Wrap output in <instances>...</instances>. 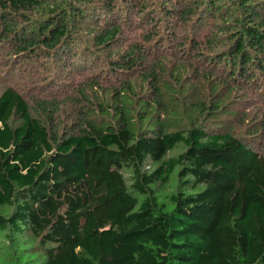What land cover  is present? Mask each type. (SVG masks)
<instances>
[{
  "label": "trees",
  "instance_id": "1",
  "mask_svg": "<svg viewBox=\"0 0 264 264\" xmlns=\"http://www.w3.org/2000/svg\"><path fill=\"white\" fill-rule=\"evenodd\" d=\"M117 1L0 0L6 58L104 65L71 111L0 92V232L40 251L7 264H264V117L231 108L264 97V0Z\"/></svg>",
  "mask_w": 264,
  "mask_h": 264
},
{
  "label": "rangeland",
  "instance_id": "2",
  "mask_svg": "<svg viewBox=\"0 0 264 264\" xmlns=\"http://www.w3.org/2000/svg\"><path fill=\"white\" fill-rule=\"evenodd\" d=\"M116 7L117 16L120 15V17H123V14L121 13L124 10L128 12L130 17L132 15H139L138 8L134 9L130 6H127L125 4V0H118ZM88 9L89 11H87V13L90 17L92 16L91 13L97 14L96 16H93L94 19H96L101 14V12H103L102 7ZM151 10H153L155 13H160L155 10V7H152ZM76 35L79 36V38L84 37V33H82V31H80L79 29L76 31ZM5 47L6 44L0 45V92L7 85H14L25 95L27 93L28 95L38 96L39 98H56L59 100V103L66 101L64 107L69 111H71V105L67 101H69V98L71 96H76V87L87 84L92 79L96 78L95 74L102 70V68H104V65L100 62H95L93 66L82 64L77 66L76 68L71 69H65V66L61 64L58 67V70H53L52 72H50V67H47L45 69L44 63L41 64V62L39 63L36 59H31L25 64H22L24 60L20 56H16L14 58H6L8 52H6ZM168 55L171 58L166 59V61L170 62L173 60V58L171 54ZM75 70H78V72L75 73ZM47 72L50 74H48ZM104 73L102 72V74H100L98 84L95 86L97 88L96 91H99V89L101 88L109 87V85L113 81L111 80L112 76L107 75L108 71ZM73 78H75V80L68 87L63 84L64 80L67 81L68 79ZM257 89L258 87L253 86H248L247 90L245 89V92L248 95L247 101H241L239 99L237 100L238 96L235 95H237L238 93H242V90L240 88L232 94L234 95V100L231 102V108L239 113H245L246 115L250 116L251 118L248 121H252L254 120V118L264 117V97L259 95V89ZM85 107V104L81 105V109ZM66 109L62 111L59 118L60 123L63 124L66 121L70 120V116ZM184 116L185 115L180 117V119H183ZM227 118L230 121L235 120V122L233 123L235 127L234 131L238 135L243 136L246 134L245 130L248 131V128H246L247 123L243 125L241 122H239V115H228ZM220 121L226 122L227 120H207L206 124L211 127L214 125H218ZM179 122L185 123L186 120H179ZM179 150L180 149H177L175 150V152ZM174 181L175 179L172 181L173 184H171L167 188H159L157 190L159 201L167 202L166 197L168 193L174 188ZM12 237L13 236L10 231L0 232V264H7L9 259H11V261L18 259L17 257H14L15 255H20L25 261H27L28 259L29 261H35L36 259L34 258L38 257V252H40L38 251V246H36V243H33L31 247L28 248L23 243V241L19 239H16L15 241L14 239H12ZM36 250L38 252H36Z\"/></svg>",
  "mask_w": 264,
  "mask_h": 264
}]
</instances>
